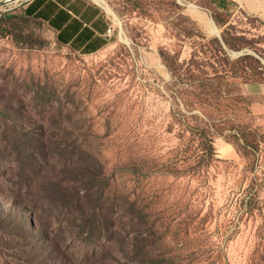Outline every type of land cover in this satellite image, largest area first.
I'll return each mask as SVG.
<instances>
[{"label": "rangeland", "instance_id": "rangeland-1", "mask_svg": "<svg viewBox=\"0 0 264 264\" xmlns=\"http://www.w3.org/2000/svg\"><path fill=\"white\" fill-rule=\"evenodd\" d=\"M103 1L91 54L0 7V264H264L259 0Z\"/></svg>", "mask_w": 264, "mask_h": 264}, {"label": "crops", "instance_id": "crops-1", "mask_svg": "<svg viewBox=\"0 0 264 264\" xmlns=\"http://www.w3.org/2000/svg\"><path fill=\"white\" fill-rule=\"evenodd\" d=\"M95 1V0H93ZM90 0H25L21 9L29 18L37 19L52 31L56 41L76 53L91 54L110 41V22L102 7ZM252 4H256L253 1ZM264 14V3L259 0ZM113 16V15H112ZM264 91L262 85L258 86Z\"/></svg>", "mask_w": 264, "mask_h": 264}, {"label": "bare ground", "instance_id": "bare-ground-1", "mask_svg": "<svg viewBox=\"0 0 264 264\" xmlns=\"http://www.w3.org/2000/svg\"><path fill=\"white\" fill-rule=\"evenodd\" d=\"M4 1H6V2H8L7 4H5V5H3V6H9V5H13V4H17V3H19L20 1H25V0H4ZM97 3H102L105 7H106V9L109 11V13H112V11L108 8V6L105 4V2L103 1V0H95ZM1 7V6H0ZM214 26L212 25L211 26V24H209V28L212 30V31H214L215 30V28H213Z\"/></svg>", "mask_w": 264, "mask_h": 264}, {"label": "water", "instance_id": "water-1", "mask_svg": "<svg viewBox=\"0 0 264 264\" xmlns=\"http://www.w3.org/2000/svg\"><path fill=\"white\" fill-rule=\"evenodd\" d=\"M8 2H6V1H4V0H0V6H3V5H5V4H7ZM242 52H234L233 53V55H239V54H241Z\"/></svg>", "mask_w": 264, "mask_h": 264}, {"label": "trees", "instance_id": "trees-1", "mask_svg": "<svg viewBox=\"0 0 264 264\" xmlns=\"http://www.w3.org/2000/svg\"><path fill=\"white\" fill-rule=\"evenodd\" d=\"M222 4H224L225 2L222 0V1H220ZM22 12V11H21ZM22 14L25 16V17H28V16H26L23 12H22ZM29 18V17H28ZM244 57H248L247 55H245Z\"/></svg>", "mask_w": 264, "mask_h": 264}]
</instances>
